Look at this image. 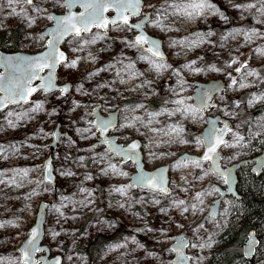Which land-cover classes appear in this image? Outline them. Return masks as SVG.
<instances>
[{
    "label": "rangeland",
    "instance_id": "374dc122",
    "mask_svg": "<svg viewBox=\"0 0 264 264\" xmlns=\"http://www.w3.org/2000/svg\"><path fill=\"white\" fill-rule=\"evenodd\" d=\"M143 1L142 14H151L145 29L163 40L167 59L139 50L134 30L123 24L71 37L63 45L68 59L57 71L58 83H70L69 95L38 93L31 103L0 114V264H22L18 248L42 202L49 203L42 244L50 256L61 255L62 264H172L177 234L188 240L189 264H211L222 249L235 199L221 198L218 188L226 184L208 163L196 167L195 160L180 158L202 153L197 141L207 116H219L231 122L226 143L235 145L221 148V165L248 160L252 168L255 142L264 133V4L209 0L213 9L189 16L184 5L190 0ZM0 6V50L8 53L43 50L40 32L51 24L48 15L64 12L62 0H19L12 6L0 0ZM218 79L225 83L223 92L208 110H196L195 82ZM37 104L42 109L33 111ZM117 107L118 124L110 134L119 142L138 139L145 169L170 164L172 192L129 187L134 164L101 144L94 112L106 117ZM175 122L182 132L173 131ZM57 125L60 137L50 151ZM234 134L243 137L239 144ZM49 155L54 184L43 174ZM217 198V216L206 219ZM257 235L264 241V232Z\"/></svg>",
    "mask_w": 264,
    "mask_h": 264
},
{
    "label": "water",
    "instance_id": "95a60500",
    "mask_svg": "<svg viewBox=\"0 0 264 264\" xmlns=\"http://www.w3.org/2000/svg\"><path fill=\"white\" fill-rule=\"evenodd\" d=\"M86 2H92V0H63V6H64V12L61 14H55L50 13L49 16H53L56 19H51V24L47 26L44 30L40 32V34L45 37V47L43 50L36 52V53H24V52H3L0 50V89H3L0 91V100H7L11 91H19L20 86L23 87H31L36 88L37 91L32 93L31 96L28 97L27 102H20V103H9L6 107L0 106V114L6 111L11 106H18L21 104H28L31 102L32 97L37 93L39 90H42L44 93H50L52 91H56L58 89H65L63 93L65 95L68 94L70 89V83L65 84L64 86H58L56 84L57 82V71L59 67L64 64L67 59L68 55L63 49L64 43L71 37H77L81 36L82 34H88L92 32L93 30H101L106 31L110 26H113V24H109L107 28H98L96 26H90L89 30L87 32L82 31L80 35H75L74 33H69L66 35H61L59 32H57V21L66 17V16H75L79 17L81 14L87 16L88 12H92V9L89 8L86 12L85 8L82 6ZM100 3L109 4L110 6L107 8V10L102 12V15L104 19L112 20L116 19L118 15V9L115 6H112L115 4V0H99ZM127 2V0H126ZM70 5V6H69ZM144 7V1L140 0V5L138 10L133 12L131 9L128 11H124V15L128 17V24L131 25L135 34L133 38V42L135 43L136 37L143 35L147 37L148 43L143 44L141 47L145 51L149 52L150 55L157 59H166L165 53L162 48V41L160 38H157L153 35H150L145 31V25L148 23V21L151 18L150 12H145L142 14ZM123 24L122 22H117L116 25ZM124 25V24H123ZM136 25H139V28L135 27ZM78 26H80L78 24ZM126 26V25H125ZM129 27V26H127ZM50 41L52 42V47H49ZM152 42H155V45L158 48L159 56L153 55L152 52L148 51L149 48L153 47ZM156 49H154L155 51ZM63 54L64 59L63 60H54L52 58H59L60 54ZM45 54H49L51 58L48 59V63L50 65H53L52 67H45L43 70H37L36 68V58L40 56H45ZM40 63H44V61H41ZM44 87H41V86ZM225 88V83L223 80H211L207 83H201L197 82V87L195 88V93L192 95L193 97V107L201 112H204L209 107L213 105V98L217 95L223 92ZM101 121L107 122L111 121V126L107 127L106 129H101L97 127V129L100 132L101 137L103 138L102 143L107 146L109 151L113 154H115L117 157L122 159V162H128L131 161L135 165V172L131 174L129 185H134L136 182V178L138 176H144L147 178L156 177L157 183H159L161 180L163 181L162 184H160V187L164 189V191H160L159 188L153 190L150 189L147 186H141L136 185L132 186L137 189H145L150 190L154 192H158L161 194H167L169 192L168 182V166H160L153 170H146L144 168L143 163V155L141 152V142L138 139H134L131 142L127 144H123L117 141L118 137L116 135L109 134L110 131H112L115 126L118 123V114L116 111L110 112L106 117L99 115L97 109L94 112V121L93 123L97 126L100 124ZM212 123H215L217 129H222L227 126V129L230 131H227L224 135L223 139L225 142H227V136L232 132L233 126L231 125V122L228 119H224L219 116L207 117L206 125L203 128L202 132V138L206 134V132L209 130V128L212 126ZM59 126L54 130L53 133V140L50 144V150L53 151L55 148L57 141L59 140L60 133L58 130ZM133 143L137 144L138 147L135 150L129 151V154L127 156H122L117 153V148H122L125 150H128L130 148V145ZM203 153L198 155H183L180 160L183 159H193L195 161H199V163H209L210 171L213 175H217L219 177H222L224 180L226 187L225 189L218 188L219 193L221 194V198H225L226 196H230L235 198L236 200H239L241 198V195L239 194L237 190V184H238V176L237 172L240 170V168L248 163V160H240L238 162H234L232 164H229L228 166L223 167L221 165L220 160L222 159V154L220 152V148L223 146L217 148L216 155L212 159H204L205 153L207 152V146L205 144ZM253 162L252 165V172L255 175H259L264 170V150L251 160ZM44 174L45 179L46 177H50V179H46V181L53 183V175H52V166H51V156H49L44 161ZM220 173H223V175H220ZM220 199L217 198L214 203L210 205V210L207 213L206 217L212 215L213 217L217 216L218 207H219ZM49 203H41L38 208V213L35 219V223L31 226L29 229V234L27 238L22 242V244L19 246L18 251L20 253V260L23 264V254L22 249H24L27 245V242L31 239L30 233L35 229L38 233L36 240L34 241V245L36 249H39L38 251L32 250L31 246H28L29 248V256L30 260L28 261V264H62L63 259L61 255H54L50 256L47 251V246L42 244L44 239V222H45V212L46 208L48 207ZM184 241L188 245V240L184 238L183 234H179L175 237V242L172 244L171 248L174 249L177 247L178 242ZM260 243V237L257 235V233L254 230L248 231L246 234V240L245 243L242 246V254L243 257L248 260L249 264H256L254 263L255 253L256 249L258 248ZM43 252H46V255H40L37 258L38 254H41ZM180 252L183 254V256L188 257L186 261H179V255L177 251H174V259L172 264H189L190 257L188 254L185 253V247L180 249Z\"/></svg>",
    "mask_w": 264,
    "mask_h": 264
},
{
    "label": "snow or ice",
    "instance_id": "6c2138e0",
    "mask_svg": "<svg viewBox=\"0 0 264 264\" xmlns=\"http://www.w3.org/2000/svg\"><path fill=\"white\" fill-rule=\"evenodd\" d=\"M19 0H6V3L9 6H12L14 3H18ZM26 4L31 5L33 3V0H24ZM261 3L264 4V0H261ZM140 5V0H115V4L112 6L117 7L118 9V15L116 19L107 20L104 19L102 12L107 10V8L110 6L109 4L100 3L99 0H92V2H86L82 6L85 8L86 12L89 8L92 9V12H88L87 16L81 14L79 17L75 16H66L60 20L57 21V32H59L61 35H66L69 33H74L75 35H80L82 31L87 32L89 30L90 26H96L98 28H107L108 25L111 23L113 25H116L117 22H122L124 25L132 27L128 24V17L124 15V11H128L131 9L133 12L138 10ZM70 6V5H69ZM179 7V6H178ZM248 8L255 7L254 4H250L247 6ZM214 6L209 3V0H190V2L186 5H184V11L187 13V15H203V13L207 9H213ZM188 9H191V11H188ZM0 11H2V6H0ZM12 13H16L15 8L11 9ZM261 13L264 14V8L261 9ZM49 19H56L53 16H49ZM78 24L80 26H78ZM135 27L139 28V25H136ZM211 35V33H209ZM42 38V37H41ZM93 43L95 41H92ZM147 37L140 35L136 37L135 46H142L145 43H148ZM153 47L149 48L148 51L152 52L153 55L159 56V51L157 46L155 45V42H152ZM49 47H52V42L50 41ZM154 49H156L154 51ZM51 58L49 54H45V56H40L36 58V68L37 70H43L45 67H52L53 65H50L47 61ZM54 60H63V54L61 53L59 58H52ZM41 61H44V63H40ZM235 63V61H234ZM71 66H75V61L72 62ZM237 71L239 72L240 69L238 68ZM252 74V73H249ZM233 86L236 85V81H232ZM245 85L241 84L240 87H244ZM41 87H44L43 85ZM3 89H0L2 91ZM36 88L31 87H23L20 86L19 91H11L10 95L7 100H0V106L6 107L9 103H20V102H27L28 97L32 95V93L36 92ZM61 91H65V89H62ZM178 104H182L183 101H176ZM42 104H37L33 111H39L42 109ZM111 126V121H101L97 127L101 129H106L107 127ZM173 131L182 132L183 129H173ZM227 131H230L227 129V126L222 129H217L215 123H212V126L209 128V130L206 132L204 137L201 140H198V143L205 144L207 146V152L205 153L204 159H212L216 155V150L221 145L225 147H232L235 146L233 144H227L223 137L226 134ZM235 143L239 144L243 137L235 135ZM138 147L137 144L133 143L130 145V148L128 150L117 148L116 151L118 154L122 156H127L129 154V151L135 150ZM183 163V162H181ZM196 167H199V161L193 162ZM112 171L116 172L118 171L116 169L115 165H112ZM121 175H124V173H120ZM220 175H223V173H220ZM46 179H50V177H46ZM2 182V181H0ZM163 181L161 180L159 183H157V178L151 177L147 178L144 176H138L136 178V182L134 185H129V187L141 185V186H147L150 189H157L159 188L160 191H164L162 187H160V184H162ZM116 191L123 192V189H116ZM200 198V194L197 195V199ZM183 203V201H181ZM187 211V209H185ZM31 239L27 242V245L24 249H22L23 254V264H28V261L30 260V256L28 254L29 248L28 246L32 247V250L38 251L39 249L35 248L34 241L37 238V231L34 229L31 233ZM183 247H187V244L184 241L178 242V245L176 248L173 249V251H177L179 255V261H186L188 257L183 256V254L180 252V249ZM195 247V245H193ZM59 264V262H57Z\"/></svg>",
    "mask_w": 264,
    "mask_h": 264
},
{
    "label": "trees",
    "instance_id": "16d2710c",
    "mask_svg": "<svg viewBox=\"0 0 264 264\" xmlns=\"http://www.w3.org/2000/svg\"><path fill=\"white\" fill-rule=\"evenodd\" d=\"M8 49H12V47ZM260 138V142H255L258 153L264 150V133ZM248 167L243 165L240 168L239 172L243 173H241L237 187L238 190H241V192L238 191L241 198L239 200L234 198L237 207L230 213L225 233L227 237L223 235L224 241L220 245L222 249L211 264H249L243 257L240 243L250 230H254L256 233L264 232V170L259 175H255ZM261 249L264 251V241L260 236L255 256ZM262 251V256L258 261H253L254 263L264 264Z\"/></svg>",
    "mask_w": 264,
    "mask_h": 264
},
{
    "label": "built area",
    "instance_id": "2783aa9c",
    "mask_svg": "<svg viewBox=\"0 0 264 264\" xmlns=\"http://www.w3.org/2000/svg\"><path fill=\"white\" fill-rule=\"evenodd\" d=\"M149 21H150V20H149ZM183 26H184V24H183ZM133 36H134V35H133ZM133 36H132V42H133ZM154 36L158 37L157 34H154ZM158 38H159V37H158ZM160 39H161V38H160ZM133 43H134V42H133ZM134 44H135V43H134ZM137 47H139V46H137ZM140 48H141V47H140ZM145 52H146V51H145ZM167 54H168V53H167ZM167 54L165 53L166 57H167ZM151 56H152V55H151ZM201 83H202V82H201ZM195 84H196V87H197V82H195ZM196 87H195V88H196ZM195 88H194V92L192 93V95L195 93ZM217 95H218V94H217ZM192 98H193V97H192ZM213 99H214V98H213ZM193 101H194V100H193ZM212 101H213V100H212ZM129 104H130V102H129ZM131 105H132V102H131ZM209 108H210V107H209ZM209 108H208V109H209ZM208 109H207V110H208ZM113 111H117V110H113ZM113 111H111V112H113ZM205 111H206V110H205ZM109 113H110V112H109ZM109 113H108V114H109ZM180 122H181V120L179 119V121L177 122V124H179ZM117 124H118V123H117ZM58 126H59V125H58ZM116 126H117V125H116ZM116 126H115V128H116ZM56 127H57V126H56ZM115 128H114V129H115ZM59 129H60V126H59ZM175 129H176V122H175ZM110 132H111V131H110ZM174 132H176V131H174ZM116 136H117V135H116ZM52 140H53V138H52ZM132 140H133V139H132ZM132 140L129 138V139H127L125 142H121V143H123V144H127V143L131 142ZM118 142H119V141H118ZM141 147H142V145H141ZM222 147H223V146H222ZM50 151H51V150H50ZM159 151L162 152L161 149H160ZM141 152H142V151H141ZM157 152H158V151H157ZM111 154H113V153H111ZM113 155H115V154H113ZM142 155H143V154H142ZM194 155H197V154H194ZM200 155H201V154H200ZM200 155H198V156H200ZM49 156H50V155H49ZM49 156H48V157H49ZM115 156H116V155H115ZM48 157H47V158H48ZM116 157H117V156H116ZM47 158H46V159H47ZM117 158H119V157H117ZM46 159H45V160H46ZM119 159L122 161L121 158H119ZM45 160H44V161H45ZM142 160H143V159H142ZM51 161H52V158H51ZM130 162H131V161H130ZM123 163H124V162H123ZM132 163H133V162H132ZM133 164H134V163H133ZM169 165H170V164L159 165L158 167H160V166H168V172H169V170H170ZM134 168H135V165H134ZM144 168H145V166H144ZM146 170H148V169H146ZM133 173H134V172H133ZM52 175H53V174H52ZM168 175H169V174H168ZM53 177H54V175H53ZM44 178H45V177H44ZM45 180H46V179H45ZM129 180H130V179H129ZM47 182H48V181H47ZM48 183H50V182H48ZM51 184H54V178H53V183H51ZM168 185H169V183H168ZM42 203H43V202H42ZM45 203H47V202H45ZM40 204H41V203H40ZM40 204H39V205H40ZM9 234H10V233H8V235H9ZM177 235H179V234H177ZM177 235L174 236V239H173L172 244L175 242V237H176ZM172 244H171V246H172Z\"/></svg>",
    "mask_w": 264,
    "mask_h": 264
},
{
    "label": "flooded vegetation",
    "instance_id": "af4514ba",
    "mask_svg": "<svg viewBox=\"0 0 264 264\" xmlns=\"http://www.w3.org/2000/svg\"><path fill=\"white\" fill-rule=\"evenodd\" d=\"M33 2H34V0H33ZM62 2H63V0H62ZM49 16V15H48ZM218 16H219V13H218ZM113 26H115V25H113ZM110 27H112V26H110ZM109 27V28H110ZM108 28V29H109ZM96 30V29H95ZM162 43H163V40H162ZM139 50H141V51H144L145 52V50H143L142 48H139ZM138 52V51H137ZM167 59V58H166ZM56 84L58 85V86H64L65 84H67V83H64V84H60V83H58V80H57V82H56ZM58 91H60L61 92V94L64 96V97H66V96H68L69 95V92H70V89H69V92H68V94L67 95H65L64 93H63V91H61V89H58V90H56V91H52V92H50V93H55V92H58ZM38 93H42V94H49V93H44L42 90H39L37 93H35V95H34V98H35V96L38 94ZM115 110H117L116 112H117V114L119 115L120 114V111H121V108L120 107H117ZM97 111H98V109H97ZM58 130H59V128H58ZM54 133V132H53ZM118 137V136H117ZM117 141H119V138L117 139ZM52 162L53 161H51V166H52V169H53V171H52V174L54 175V167H53V164H52ZM43 163H44V161H43ZM125 163V162H124ZM249 163V162H248ZM248 163H246V164H248ZM245 164V165H246ZM251 172H252V169H251ZM253 173V172H252ZM43 174H44V164H43ZM44 177H45V174H44ZM169 192H172V190L171 189H169ZM168 192V193H169ZM167 193V194H168ZM228 197H230V196H226L225 198H228ZM224 198V199H225ZM209 217V216H208ZM208 217H206V219L208 218ZM205 219V220H206ZM47 253L49 254V252L47 251ZM41 254H38L37 255V258H38V256H40ZM50 255V254H49ZM248 261V260H247ZM247 263H249V262H247ZM40 264V263H39Z\"/></svg>",
    "mask_w": 264,
    "mask_h": 264
},
{
    "label": "bare ground",
    "instance_id": "6f19581e",
    "mask_svg": "<svg viewBox=\"0 0 264 264\" xmlns=\"http://www.w3.org/2000/svg\"><path fill=\"white\" fill-rule=\"evenodd\" d=\"M34 97V96H33ZM33 97H32V99H33ZM32 101V100H31ZM31 103V102H30Z\"/></svg>",
    "mask_w": 264,
    "mask_h": 264
}]
</instances>
